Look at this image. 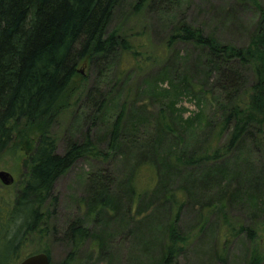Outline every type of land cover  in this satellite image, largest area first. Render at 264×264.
<instances>
[{"label": "trees", "instance_id": "16d2710c", "mask_svg": "<svg viewBox=\"0 0 264 264\" xmlns=\"http://www.w3.org/2000/svg\"><path fill=\"white\" fill-rule=\"evenodd\" d=\"M172 2L136 0L129 8L134 16L148 7L170 15ZM252 2L260 19L247 45L222 43L181 18L170 25L161 49L151 53L139 36L133 40L127 30L110 28L120 0H0V154L28 131L38 135L23 160V186L12 200L0 196V264H18L27 256L28 238L46 231L54 197L50 204L46 201L54 182L86 156L107 165L86 176L88 198L80 199L86 215L94 212L98 220L104 214L130 223L134 231L160 220L158 234L151 232L146 242V257L153 258L148 264H175L188 247L189 235L180 231L178 221L185 200L199 205L200 213L201 206L215 203L224 216L223 204L237 198L264 211V163L258 169L248 164L244 173L238 159L251 148L261 149L259 143L264 150V11L259 0ZM176 43L199 54L194 58L188 50L175 49ZM158 61L164 64L162 73L143 79L132 96L125 79L113 81L115 93L109 99L98 87L85 91L104 140L92 139L89 128L78 140L71 126L66 147L58 152L51 130L55 122L69 116L72 107V122L81 124L90 115L78 105L86 90L80 67L118 65L117 74L128 78ZM244 71L252 77L250 83ZM164 81L168 88L150 95L149 88ZM73 94L76 100L69 103ZM186 94L198 98L200 107L184 119L174 104ZM153 103L160 107L156 114L150 113ZM205 104L218 109L220 118L207 114ZM69 225L64 236L72 243L91 237L102 252L108 249L105 224L96 232L86 228L82 217ZM222 230L227 237L228 230ZM146 232H141L144 238ZM42 251L50 261L48 249ZM73 258L69 252L57 264H72Z\"/></svg>", "mask_w": 264, "mask_h": 264}, {"label": "rangeland", "instance_id": "374dc122", "mask_svg": "<svg viewBox=\"0 0 264 264\" xmlns=\"http://www.w3.org/2000/svg\"><path fill=\"white\" fill-rule=\"evenodd\" d=\"M135 1L120 0L119 6L114 10V20L111 21L110 28L119 26L125 32L127 30L133 40L139 36L145 40L144 47L151 53L161 49L170 25L177 19L185 18L188 23L200 27L205 34H212L220 42L236 46L247 45L259 25L260 14L252 0H173L174 11L170 15L148 7L134 16L129 6ZM259 3L264 11V0H259ZM173 48L182 51L188 50L194 58L199 54L197 49L193 50L188 44L176 43ZM120 57L121 54L119 57L117 56V60L121 69L120 61L122 60ZM118 65L115 66L116 68L106 70L95 64L79 68L80 74L86 76L84 85L86 90L77 98L78 105L87 110L90 115L88 117L86 113V118L81 124L76 120L72 122L74 111L71 110L76 108L72 107L68 110L69 116L64 115V118L61 117L55 122L51 130L57 136L56 146L59 153H62L66 147V128L69 129L71 126L73 130L75 127L74 133L78 140L83 139L87 128H89L88 133L92 139L98 136L102 141L104 140L105 136L95 129V121L92 119L95 110L90 106L88 108L89 103L85 91L93 93L94 87H98L102 94L108 98L110 94L115 93L114 86L116 85H113V81L125 79L132 96L136 88H142V84L145 82L143 79L160 75L164 66L159 61L151 62L140 73L132 71L126 78V75L117 74ZM180 72H184V70L181 69ZM244 75L250 83L252 81L250 74L244 71ZM157 86L149 88L150 95L159 93L161 87L168 88L169 84L164 81ZM124 94L125 91L122 90L121 97L123 99ZM74 95L68 97L69 103L76 100L77 95L73 99ZM143 95L145 98L148 97L147 94ZM197 100L198 98L186 94L176 99L174 106L180 109L182 117L187 119L199 112L200 106L197 105ZM204 102H208L207 99H203V104ZM201 107L203 106L201 105ZM205 108L207 114L211 112L213 116L220 118L218 109L206 104ZM159 109L160 107L153 103L150 113L156 114ZM210 133L213 132H209V135ZM37 137V130H30L25 138H17L5 152L0 154V170L8 171L13 177V183L7 186L0 181V196L4 200H12L19 188L23 186L26 172L23 160L33 149ZM224 140L225 136L221 142ZM259 145L261 149L253 150L251 148V152L238 156L242 166L239 172H244L248 164L253 169H258L264 163V150L260 143ZM102 160L87 156L80 158L56 179L51 195L46 201L49 203L54 197L49 208L45 225L46 231L42 235L33 233L28 238L29 242L23 249L27 256L43 252L42 249L45 248L48 249L52 264L62 261L69 252L74 254L72 264H148L149 261H152L151 256L146 257V242L151 240L152 233L158 234L159 219H155L154 223L151 222L150 225L146 223L141 225L142 231L147 228L144 238L141 234L142 231H134L135 228L130 223L126 226L125 223H119L118 219L111 218V220L104 214H100L99 219L96 220L94 212H89L88 215L85 213L86 209L80 199L87 200L88 198L86 176L93 169L96 170L100 166L106 167V163ZM110 163L111 161H109ZM199 207V205L185 200L184 205L180 208L179 228L181 232L189 235V245L182 255L177 257L175 264H251L250 262L253 260L257 264H264L263 208L257 209L252 203L241 198L223 204L224 216L220 212L219 204L214 203L208 207L201 206L202 213H200ZM143 215L144 213H141L138 218ZM164 215L165 213H162L161 218ZM79 217L83 218L84 225L90 232L98 231L99 227L105 224L104 227L108 233L104 234L106 240L103 244L104 247H108L105 252H102V249L92 241L91 237L72 243L69 238L64 236L69 224ZM222 223L223 225H221ZM222 229H225V232L228 230L227 237H224ZM148 234L149 238L147 239ZM151 249L155 250L154 246Z\"/></svg>", "mask_w": 264, "mask_h": 264}, {"label": "water", "instance_id": "95a60500", "mask_svg": "<svg viewBox=\"0 0 264 264\" xmlns=\"http://www.w3.org/2000/svg\"><path fill=\"white\" fill-rule=\"evenodd\" d=\"M0 181L7 186L13 183V177L8 171L0 170ZM18 264H50V261L48 254L44 251L28 255L22 258Z\"/></svg>", "mask_w": 264, "mask_h": 264}]
</instances>
